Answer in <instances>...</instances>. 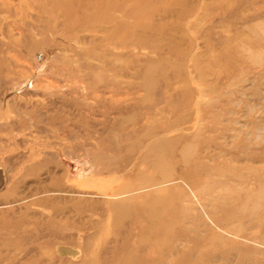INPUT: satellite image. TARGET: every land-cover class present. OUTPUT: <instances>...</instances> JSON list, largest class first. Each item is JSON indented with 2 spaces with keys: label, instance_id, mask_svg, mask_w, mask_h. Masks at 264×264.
Listing matches in <instances>:
<instances>
[{
  "label": "rangeland",
  "instance_id": "obj_1",
  "mask_svg": "<svg viewBox=\"0 0 264 264\" xmlns=\"http://www.w3.org/2000/svg\"><path fill=\"white\" fill-rule=\"evenodd\" d=\"M3 99L0 264H264V0H0Z\"/></svg>",
  "mask_w": 264,
  "mask_h": 264
},
{
  "label": "crops",
  "instance_id": "obj_2",
  "mask_svg": "<svg viewBox=\"0 0 264 264\" xmlns=\"http://www.w3.org/2000/svg\"><path fill=\"white\" fill-rule=\"evenodd\" d=\"M17 107L15 104L12 103V101L3 99L1 100L0 104V126L1 131H5L8 135V137H5L4 139L14 140V141H20L22 139V136L27 135L30 132V127L35 124H40L41 121L39 118H36L34 120L32 117V114H30L27 109L23 111H15ZM6 126L8 128H6ZM1 133V132H0ZM2 138H0L1 140ZM16 154L15 156L20 157L19 163L25 161L27 156H23ZM14 155V154H13ZM9 156H12V154H9ZM30 157V156H29ZM24 158V159H23ZM21 160V161H20ZM5 161V159L0 160V171H1V178L2 182L0 183V202L6 201L8 198V191L6 188H9L10 180L12 179L13 172L16 171L15 168L11 169L9 168L11 166V163ZM12 187V186H11Z\"/></svg>",
  "mask_w": 264,
  "mask_h": 264
}]
</instances>
